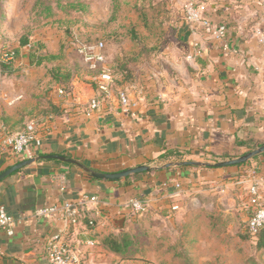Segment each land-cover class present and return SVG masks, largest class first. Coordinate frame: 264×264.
I'll return each mask as SVG.
<instances>
[{
    "label": "crops",
    "instance_id": "0c3cea01",
    "mask_svg": "<svg viewBox=\"0 0 264 264\" xmlns=\"http://www.w3.org/2000/svg\"><path fill=\"white\" fill-rule=\"evenodd\" d=\"M13 1L9 9L16 8ZM187 3L204 6L209 24L188 23ZM108 5L109 0L100 1L102 10ZM120 7L124 13L109 25L98 22L96 41L105 43L104 66L113 83L90 116L82 109L98 94L96 72L67 34L45 26L20 44L23 22L12 27L7 18L0 25V94L20 96L11 105L0 100V169L15 160L6 138L29 123L41 139L40 148L30 147L31 157L61 154L97 172L149 167L116 181L93 178L54 159L13 172L0 181V206L16 221L12 235L0 232V264H50L46 244L52 236L79 264H153L147 255L156 251L183 264L182 251L168 245L166 235L200 240L205 231L226 243L231 217L237 214L245 223L247 208H253L252 183L264 203L263 152L250 159L254 165L249 160L219 168L175 164L233 159L264 144V45L252 34L256 23L264 25V6L258 0H118V12ZM219 24L225 25L222 38L216 35ZM3 49L14 51L13 60L3 62ZM55 67L65 70L58 75L62 81L52 76ZM121 91L127 111L119 102ZM83 194L97 200L86 203L75 226L56 214H34ZM133 197L147 205L142 216L124 206ZM156 221L163 224L159 236L150 227ZM123 234L137 242L128 247V257L105 243Z\"/></svg>",
    "mask_w": 264,
    "mask_h": 264
},
{
    "label": "built area",
    "instance_id": "2783aa9c",
    "mask_svg": "<svg viewBox=\"0 0 264 264\" xmlns=\"http://www.w3.org/2000/svg\"><path fill=\"white\" fill-rule=\"evenodd\" d=\"M258 3L264 6V0H258ZM204 10V6H195L192 3H187L183 7L184 17L186 21L191 24H209L210 20L205 16ZM224 32L225 25L219 24L216 27V35L222 38ZM252 34L258 44L264 45L263 24L260 22L256 23L253 26ZM73 42L76 51L82 56L88 69L96 72L95 83L98 94L89 100L86 108L82 109L83 114L90 116L93 111L100 108L103 101L107 98L113 83V77L110 71L104 66L105 54L103 41L98 40L95 42H87L75 38ZM1 57L3 61L10 62L15 57V54L14 51L5 50ZM59 93L63 94L64 90L60 89ZM118 98L123 111H127L129 101L126 94L121 91L118 93ZM2 99L6 100V102L11 105L20 99V96L9 98L6 95L0 94V100ZM39 132L40 131H38L35 124L29 123L23 130L15 133L14 135L8 136L5 140V144L9 147L11 156H13L15 160L18 158L24 159L31 157L32 154L30 147L38 149L41 146ZM249 198L253 208L247 215L244 230L250 235H255L260 228L264 227V203L259 201L258 185L256 183H252L249 187ZM96 200V195L83 194L73 202H66L62 207L55 205L41 207L36 209L34 214L38 217H49L56 214L67 224L75 226L80 222L86 203L96 202ZM124 206L131 214L136 216H142L147 210L146 203L142 199L136 197L129 199ZM176 208V206L172 207V209ZM15 224V219L0 206V232L12 235ZM93 224L94 222L92 220L89 219L87 221L88 226H93ZM86 244L92 246L94 242L86 241ZM46 251L50 264H79V258L77 255H75L67 245L60 243L58 239H56V236L49 238L46 244Z\"/></svg>",
    "mask_w": 264,
    "mask_h": 264
},
{
    "label": "rangeland",
    "instance_id": "374dc122",
    "mask_svg": "<svg viewBox=\"0 0 264 264\" xmlns=\"http://www.w3.org/2000/svg\"><path fill=\"white\" fill-rule=\"evenodd\" d=\"M47 1L56 5V1L54 0ZM81 1L89 4L90 11L88 10V12H86L81 9L80 11H70L65 13L60 9L57 10L54 8L53 11L55 14L50 17H45V13L36 15L33 12H30L34 0H16V2L13 1V3L15 2L16 4V8L10 9L8 21L9 23H12V27L15 26L16 22H23L22 27L24 28L26 26L27 28L25 31L28 29L30 34L37 29L51 26L62 30H68L69 34L66 35V37H69L72 44H74L73 40L75 38L78 40L94 42L98 39L96 36V30L99 25L98 22L109 25V22L114 16L112 17L109 7L105 10L101 9V0ZM58 2L60 3V0H58ZM54 4H51L52 7H54ZM43 7V5H40L39 9H42ZM122 13L124 12H122V8L120 7L119 12L117 11L115 15L120 17L122 16ZM17 26L18 25L16 24L15 27ZM65 42L66 38L64 44L69 45V42ZM4 50L5 49L1 52V55ZM73 55L76 54L73 53ZM213 162L219 161L214 160ZM249 162L254 165L255 160H249ZM251 209L252 208L250 207L247 208L250 212L252 211ZM241 218L242 217H239L237 214L231 217L230 234L229 238L228 236L226 237V243L211 239V235L205 231H201L198 234L199 238L201 237L200 240L191 239L186 241V238L182 239L183 236L181 235L175 237L166 235L164 241L167 242L168 245L171 243L182 251V254H184V264L189 262H191V264H264V245L259 247L258 237H252L244 230L245 223ZM162 225L163 224L159 221H156L154 224H151L150 227L151 230H155V233L159 236L158 232ZM220 237L221 236H219V238ZM158 240L154 242L155 245L158 244ZM176 243H180V245H176ZM189 247L190 249L188 250ZM147 258L152 261L154 260L155 263L153 264L159 263V259L163 261V264H174L172 257L169 260V255H159L158 251H156L155 254L147 255Z\"/></svg>",
    "mask_w": 264,
    "mask_h": 264
},
{
    "label": "trees",
    "instance_id": "16d2710c",
    "mask_svg": "<svg viewBox=\"0 0 264 264\" xmlns=\"http://www.w3.org/2000/svg\"><path fill=\"white\" fill-rule=\"evenodd\" d=\"M12 1L13 0H0V25L2 23H4L6 21V19L9 17V12H10L9 8L11 6L10 3ZM54 1H56V5L54 3L48 2L47 0H34L32 6L30 8V12H33L36 15H41L42 13H45V17H50V16H53L55 14L53 11L54 8L57 10L60 9L65 13H68L70 11H80L81 9L88 12V10L90 9L89 4L87 2L83 3L81 0H60L61 4L58 2V0H54ZM51 4H54V7H52ZM40 5H43L44 7L42 9H39ZM108 7L110 8L111 14L113 17L118 10V0H109ZM26 28H27L26 26L24 28L22 27V31H21L22 33L20 32L21 34H19V36H18V40H19L20 44H26L28 42V36L30 35V31L28 29H27V31H25ZM63 31L67 35L69 34L68 30H63ZM83 41H87V40H83ZM87 42H91V41H87ZM104 47H105V43H104ZM55 57H56L55 55L51 56V58H55ZM108 70L112 74L111 70L110 69H108ZM50 72H51L53 77L56 78V76H57L56 80H59V81H62V80L58 78V75L62 76L65 74V70H63V73H62V71H60L59 67H55V68L50 69ZM25 127H26V125L23 127V129ZM260 145H262V144H257V145L253 144V146H251V148H254V147L260 146ZM48 153L49 152H35L34 155L42 156V155H45ZM22 159L23 158H18L16 160H14L11 164H8L3 169H0V172L2 170H4L5 168L9 167L10 165L15 164ZM65 164H70V163H65ZM240 165H242V164H240ZM16 171H18V170H16ZM128 177L129 176H127L125 178H128ZM251 236L252 237H258V246L259 247L264 245V227L260 228L255 235H251ZM105 243H106V246L109 247V249H111L114 252L119 253L123 257H128L129 254L131 253L132 250L128 251V247H131L133 249L134 246H137L136 240H134L133 238L132 239L129 238L126 234H123L118 238L113 237L111 239H106ZM183 256H184V254L180 255V259L182 260V262H183ZM187 264H191V262H189Z\"/></svg>",
    "mask_w": 264,
    "mask_h": 264
},
{
    "label": "water",
    "instance_id": "95a60500",
    "mask_svg": "<svg viewBox=\"0 0 264 264\" xmlns=\"http://www.w3.org/2000/svg\"><path fill=\"white\" fill-rule=\"evenodd\" d=\"M262 152H264V144L259 146V147L254 148L250 151H247V152L243 153L242 155H240L236 158H233V159L223 160V161H219V162H215V163L189 160V161L178 162L175 164H178V165H195V166H205V167H215V168L234 166V165L244 164L248 160H250L251 158H253L254 156H256ZM40 159H54V160H59L61 162L70 163V164L76 165L81 170L87 172L93 178L100 179V180H109V181L120 180V179L125 178L127 176L137 174V173H141V172L147 171L149 169V167L146 165H138L136 167L126 168V169H123V170H120L117 172H111V173H109V172H97V171H94L91 168L85 166L83 163L77 161L74 158L66 157V156L61 155V154L53 153V154H45L42 156H36V157H27V158H24V159L18 161L15 164L10 165L9 167L5 168L4 170H2L0 172V181H2L4 178L9 176L10 174L15 172L16 170H19L22 167L28 166L31 163H34ZM169 165L170 164H166L165 166H169Z\"/></svg>",
    "mask_w": 264,
    "mask_h": 264
}]
</instances>
